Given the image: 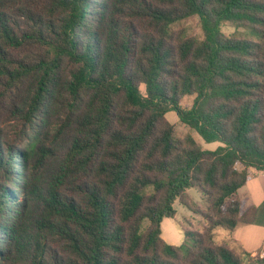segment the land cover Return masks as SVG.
Here are the masks:
<instances>
[{
  "label": "trees",
  "instance_id": "16d2710c",
  "mask_svg": "<svg viewBox=\"0 0 264 264\" xmlns=\"http://www.w3.org/2000/svg\"><path fill=\"white\" fill-rule=\"evenodd\" d=\"M194 15L202 39L171 31ZM254 171L264 0H0V264H264L214 233L264 227L239 196ZM176 203L204 220L192 246L163 237Z\"/></svg>",
  "mask_w": 264,
  "mask_h": 264
},
{
  "label": "rangeland",
  "instance_id": "374dc122",
  "mask_svg": "<svg viewBox=\"0 0 264 264\" xmlns=\"http://www.w3.org/2000/svg\"><path fill=\"white\" fill-rule=\"evenodd\" d=\"M221 30L226 35H232L235 34L239 38H245L248 40L258 41L259 37L252 32L251 29L245 28V27H237L231 23H225L222 25ZM172 32H179L183 31L189 36L196 37L198 39L203 38V32L200 24V19L198 16L194 15L187 19H184L178 23H175L171 26ZM141 92L145 93L144 86H141ZM194 97H185L182 101L183 107H191L193 103ZM167 120L174 125L175 132L178 137L183 138L187 134H191L194 136V138L198 141L200 146L203 149L214 151L218 147L223 146V144L219 142L214 143H206L204 140L195 132L190 130L189 127L181 123L176 116L175 113L169 112L166 114ZM253 178L257 176L254 172L251 175ZM262 179L258 180H252L251 183L244 187L242 189V192L244 190H247L250 186L253 187L256 183H262ZM189 194L191 196V199L195 202V205L201 210V212L205 213L207 211V199L202 196L201 192L197 188H192L189 190ZM244 196V194H243ZM264 200L260 201V203ZM264 202V201H263ZM175 208L177 210V215L175 219H165L162 224V230H163V236L164 238L175 245H182L186 244L187 246H192V242L189 240L184 239L183 231H199L202 232L205 227V223L203 218L200 215L193 214L188 209L181 206L179 203H176ZM149 222L146 220L143 223L142 229L147 228ZM218 231L220 233L225 234L227 230L218 228ZM240 234L239 237L241 238L240 243L244 248L246 249H252L256 248L260 245L262 242V239L264 238V227L259 225H253V226H241L238 227L237 230ZM227 235V233L225 234ZM234 237H237L236 234ZM217 243L223 242V239L221 237L216 238ZM232 243L233 247L236 248V251L238 253H242V249L238 248V245L235 241ZM261 255L260 258H264V244L260 248Z\"/></svg>",
  "mask_w": 264,
  "mask_h": 264
},
{
  "label": "crops",
  "instance_id": "0c3cea01",
  "mask_svg": "<svg viewBox=\"0 0 264 264\" xmlns=\"http://www.w3.org/2000/svg\"><path fill=\"white\" fill-rule=\"evenodd\" d=\"M255 174H257V176L255 178H252L244 187L248 186L252 180H258V179H262L263 182L262 183H256L253 187H249L247 188V190H244L242 192V189H240L239 191V196L241 199H245L247 201L248 204H253V205H256V206H259L263 203V201L260 203V201L263 199L264 197V177L261 175V172H258V171H254ZM244 194V196H243ZM241 226H253V225H241ZM241 226H238V227H241ZM238 227L231 233V235L227 233V235L223 234V233H220V231H218V229H216L214 231L215 233V241H216V238L217 237H221L223 239V242H220V243H225L227 244L229 247H231L232 249H234L236 251V248L233 247L232 243H234L233 241H235L238 245V248L242 249V250H245V251H248V252H254L258 249H260L262 247V245L264 244V238L262 239V242L260 243L259 246H257L256 248H252V249H246L244 248L240 243L241 238L239 237V232L237 231L238 230ZM163 231V230H162ZM236 234L237 237H234V235ZM164 237V236H163ZM217 242V241H216ZM170 243V242H169ZM172 244V243H171Z\"/></svg>",
  "mask_w": 264,
  "mask_h": 264
},
{
  "label": "built area",
  "instance_id": "2783aa9c",
  "mask_svg": "<svg viewBox=\"0 0 264 264\" xmlns=\"http://www.w3.org/2000/svg\"><path fill=\"white\" fill-rule=\"evenodd\" d=\"M261 175L264 177V173H261Z\"/></svg>",
  "mask_w": 264,
  "mask_h": 264
}]
</instances>
